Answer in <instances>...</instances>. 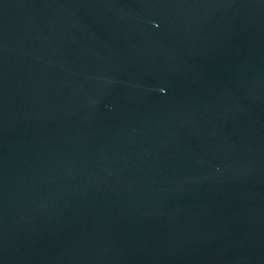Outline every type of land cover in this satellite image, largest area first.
Masks as SVG:
<instances>
[{
    "label": "water",
    "instance_id": "95a60500",
    "mask_svg": "<svg viewBox=\"0 0 264 264\" xmlns=\"http://www.w3.org/2000/svg\"><path fill=\"white\" fill-rule=\"evenodd\" d=\"M0 264H264V0H0Z\"/></svg>",
    "mask_w": 264,
    "mask_h": 264
}]
</instances>
